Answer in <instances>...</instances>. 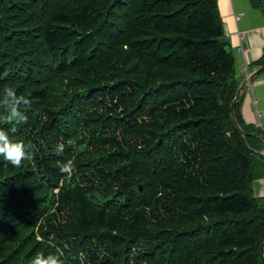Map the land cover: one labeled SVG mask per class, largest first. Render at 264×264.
I'll return each mask as SVG.
<instances>
[{
	"label": "trees",
	"instance_id": "1",
	"mask_svg": "<svg viewBox=\"0 0 264 264\" xmlns=\"http://www.w3.org/2000/svg\"><path fill=\"white\" fill-rule=\"evenodd\" d=\"M240 84L218 0H0V101H29L0 128L32 156H0V264H264Z\"/></svg>",
	"mask_w": 264,
	"mask_h": 264
},
{
	"label": "crops",
	"instance_id": "2",
	"mask_svg": "<svg viewBox=\"0 0 264 264\" xmlns=\"http://www.w3.org/2000/svg\"><path fill=\"white\" fill-rule=\"evenodd\" d=\"M218 4L242 82L262 66L258 61L264 58V6H255L253 0H218ZM242 97L245 122L264 129V70L251 78Z\"/></svg>",
	"mask_w": 264,
	"mask_h": 264
},
{
	"label": "clouds",
	"instance_id": "3",
	"mask_svg": "<svg viewBox=\"0 0 264 264\" xmlns=\"http://www.w3.org/2000/svg\"><path fill=\"white\" fill-rule=\"evenodd\" d=\"M248 85L246 87H248ZM28 103L29 101L24 97L17 96L12 87L4 89L3 99L0 101V107H4L8 112L7 120L9 124H11L14 120L17 123L26 120V117L20 111V105H26ZM10 131L14 133L16 131L15 127L11 128ZM63 150L64 145L62 143L57 144V154H61ZM0 156H2L4 160L10 163L13 167L17 168L22 165L23 161L30 160L32 158L31 153L26 151L25 144L21 141H12L9 137L8 131L2 128H0ZM60 171L62 173L71 174L74 171L73 162L69 160L67 163L62 164ZM30 264H63V260L54 254H48L45 256L43 253H37L30 261Z\"/></svg>",
	"mask_w": 264,
	"mask_h": 264
},
{
	"label": "water",
	"instance_id": "4",
	"mask_svg": "<svg viewBox=\"0 0 264 264\" xmlns=\"http://www.w3.org/2000/svg\"><path fill=\"white\" fill-rule=\"evenodd\" d=\"M263 6H264V0H263ZM264 70V64L260 67L259 70L252 72L250 75H248V77H246L240 84L236 96L233 99L230 109H231V118L233 120L234 125L236 126L237 130L244 136H256V137H260L264 140V134L259 133V132H249L247 130H245L241 124L239 123L236 113H235V107H236V103L239 100V98L242 95V92L244 91V89L246 88V86L248 85V82L251 80V78L256 74L259 73L260 71ZM261 154H264V150L260 151ZM142 189V187H141ZM262 256L264 258V242L262 244Z\"/></svg>",
	"mask_w": 264,
	"mask_h": 264
},
{
	"label": "rangeland",
	"instance_id": "5",
	"mask_svg": "<svg viewBox=\"0 0 264 264\" xmlns=\"http://www.w3.org/2000/svg\"><path fill=\"white\" fill-rule=\"evenodd\" d=\"M260 183L261 184H259V182L256 183V191H255V193L257 192L256 194L260 193L259 188H260V190H263L264 189V180H263V182H260ZM261 193H264V192H261Z\"/></svg>",
	"mask_w": 264,
	"mask_h": 264
},
{
	"label": "built area",
	"instance_id": "6",
	"mask_svg": "<svg viewBox=\"0 0 264 264\" xmlns=\"http://www.w3.org/2000/svg\"><path fill=\"white\" fill-rule=\"evenodd\" d=\"M241 36H243V35H241Z\"/></svg>",
	"mask_w": 264,
	"mask_h": 264
}]
</instances>
